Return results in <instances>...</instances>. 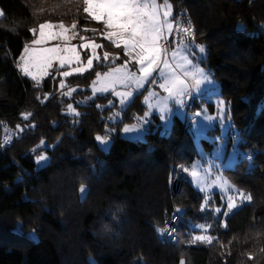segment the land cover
Masks as SVG:
<instances>
[{
    "label": "trees",
    "instance_id": "1",
    "mask_svg": "<svg viewBox=\"0 0 264 264\" xmlns=\"http://www.w3.org/2000/svg\"><path fill=\"white\" fill-rule=\"evenodd\" d=\"M168 2L174 22L190 26L188 41L204 47L199 62L218 82L247 152L249 161L240 159L225 176L252 199L224 219L201 210L203 196L186 178L172 194V168L194 156L185 123L175 118L168 135L148 132L136 142L118 134L133 122L125 112L108 121L109 96L80 101L90 96L96 73L122 58L99 38L102 25L86 17L82 0H0V122L17 132L0 149V264H264V0ZM47 20L76 21L80 36L101 42L98 54L118 60L93 63L63 88L56 71L39 84L22 77L15 64L34 38L29 29ZM72 88L79 90L65 95ZM69 104L79 115L65 114ZM111 129L103 153L94 137ZM41 153L48 162L37 169ZM213 198L221 207L219 195ZM177 209L176 241L162 243L159 230ZM197 225H211V244L193 239Z\"/></svg>",
    "mask_w": 264,
    "mask_h": 264
},
{
    "label": "snow or ice",
    "instance_id": "2",
    "mask_svg": "<svg viewBox=\"0 0 264 264\" xmlns=\"http://www.w3.org/2000/svg\"><path fill=\"white\" fill-rule=\"evenodd\" d=\"M83 13L91 21L97 22L103 26L101 35L108 40L116 48L123 49V55L128 57L124 64L119 67L111 68L109 71L103 73L104 79L101 81V73L97 72V81L101 86L94 88V92L105 93L111 91L112 95L119 98L120 104L125 107L130 103L134 94L144 89L146 84L158 85L166 95L157 99L155 105L150 104L149 109L155 108L159 113L161 121H167L171 115L172 109L169 104H174L180 108L185 107V97L191 98L192 93H199L201 86L206 83H211L209 77L205 74V70L196 66L193 60L189 58L190 53L194 51L189 47L183 38L177 41L180 48L173 50L171 53V61L168 57V49L170 42L168 36H171L174 29L172 18V5L168 0H164L163 4H158L157 0H82ZM163 10V11H162ZM2 14V13H0ZM178 23V22H177ZM76 23L71 25L72 29L76 28ZM54 25L49 22L40 23L38 34L31 40L30 45H25L22 55L18 58L17 68L25 76L31 77L36 81L37 76L41 78L48 74L49 69L53 68L54 61L58 62L61 67L69 64L75 60L80 62L81 56L75 46L61 47L59 45L53 47H44L50 40L65 37L68 29L63 23L58 25L60 31H53ZM92 32H97V29H91ZM188 36L192 35L189 28L180 29ZM29 32L35 34L36 29H29ZM167 33V35H166ZM84 39V37H81ZM83 49H92V54L88 56L87 65L89 68L93 66L94 60H99L96 56L95 50L100 48V44L96 43H83L80 45ZM200 53L205 51L203 46H197ZM110 54L105 52L103 60H109ZM177 57L179 60L177 61ZM129 65L135 67L137 70L129 69ZM74 71L83 72L84 69L76 68ZM71 73L63 71L60 73L63 77H68ZM117 85L125 87L127 90L120 92L116 91ZM69 93H66V95ZM157 93L149 91L148 97H156ZM221 104L225 103L223 101ZM109 105L113 104L112 100L108 101ZM97 107H100L97 105ZM69 110L73 111L74 115H79L73 110V105H68ZM201 112H196L195 117H200ZM31 114L23 115L26 120ZM150 111H145L143 117L138 118L137 123L131 126L125 125L120 131L125 134L139 133L144 130V125L149 123L148 117ZM211 120V117H207ZM200 124V121H196ZM19 128V125L17 126ZM109 131L114 132L115 129L106 130L104 135H96L95 141L101 145L106 146L110 143ZM40 144L43 146L45 142L42 140ZM47 157L40 155L37 157V163L46 162ZM198 165H192L193 170L189 173V168L181 166L182 171L189 173L196 183L201 182V174L195 168ZM205 169V173H207ZM220 179V182L225 185V188H232L237 193L239 199L242 201H250L252 199L250 194L235 188L230 185L226 180ZM218 187V186H217ZM80 192L83 194L86 191L84 184L80 185ZM201 191H204L201 188ZM226 209L223 210V215L227 216L238 205L236 197L233 195L227 196ZM209 200L205 196V201ZM208 207L207 203L201 205V210ZM177 212L180 209L176 210ZM215 213H221L222 209L216 207ZM221 226H225L221 221ZM198 229L202 232H207L211 225H197ZM161 234L164 233L163 229L159 230ZM174 232L175 230L172 229ZM35 233L33 232V235ZM196 241L207 242L211 244L213 237L209 235H196L193 237ZM251 259V257H249ZM183 264V262H181Z\"/></svg>",
    "mask_w": 264,
    "mask_h": 264
},
{
    "label": "rangeland",
    "instance_id": "3",
    "mask_svg": "<svg viewBox=\"0 0 264 264\" xmlns=\"http://www.w3.org/2000/svg\"><path fill=\"white\" fill-rule=\"evenodd\" d=\"M158 4H163L164 0H157ZM169 3V2H168ZM163 11V10H162ZM1 13V10H0ZM173 13V11H172ZM2 14H0V17ZM171 21L174 24V29L173 33L171 36H168V40L170 42V46L168 49V57L169 60L171 61V53L173 50H176L181 47L177 43L178 40L183 38L186 43H189V47L191 49H194L190 53L189 58L193 60V63L198 66L202 67L200 64L199 60L203 58L204 52L200 53L199 49L197 46H202L200 44H197L189 40V36L186 33H183L182 31L177 33L176 30V22H174L173 15L171 18ZM52 23L54 25L53 31H60L58 25L60 23H63L65 27L68 29V31L65 33V37L63 38H58L55 40H50L46 44H44V47H53L56 45H59L61 47L64 46H75L77 51L80 53L81 60L79 63H77L75 60L71 61L69 64L64 65L61 67L58 62L54 61L53 68L49 69L48 74L43 76L41 78L39 75L37 76V80L34 81L31 79V77L25 76L21 73V71L17 68V62L18 59L16 60V68L18 69L19 73L21 74L22 77L28 78L30 81L39 84L44 78H46L52 71H56L57 74L60 78V84L59 87L63 88L65 85V79L67 77H63L60 75L61 72L63 71H68L71 73L69 76L72 75H82L85 72L89 71L91 68L88 67L87 65V59L90 54H92V49H83L80 47L81 44L83 43H96L100 44L101 42H98L97 39L94 38H86L84 36H80L78 34V29L77 26L75 29L71 28V25L73 23H76V21H71L70 23H64V22H59V21H45ZM44 23V22H41ZM40 24V23H39ZM39 24L34 28L36 29L35 35L38 34L39 31ZM77 25V23H76ZM183 28H189V26H185L183 24ZM103 30V26H101V31ZM101 32H98L99 38H102L106 40L101 34ZM167 35V33H166ZM97 36V37H98ZM81 37H84V39H81ZM33 38V39H34ZM108 41V40H106ZM31 42V41H30ZM30 42H28L25 45H30ZM25 47V46H24ZM115 47V46H114ZM116 48V47H115ZM99 49V48H98ZM98 49L95 50L96 56L99 57V60H94L93 63H106V61L103 60V55L98 54ZM122 51V58L121 62H119L117 65L109 67L107 70L104 72L109 71L111 68L114 67H119L120 65L124 64L125 60L128 59V57L123 55V49L122 47L119 48ZM23 50L20 54L22 55ZM19 56V57H20ZM18 57V58H19ZM118 55H110V59H115L114 61L118 60ZM179 60V57H177V61ZM76 68H81L84 69L83 72H76L74 71ZM129 69L136 71L137 69L131 65H129ZM204 69V68H203ZM205 74L209 77V80L211 83H206L201 86V91L199 93H192L191 98L185 97V107L180 108L179 106H176L174 104H169V107L172 109L171 115L169 116V119L167 121H161L159 118V113L155 108H152L151 110L149 109V105H155L157 103V99L161 96L166 95V93L163 92L162 89L158 87V85H151L146 84L144 89H141L138 93L134 94V97L131 99L130 103H128L125 107L122 108L119 98L112 95L111 91L105 92V93H98L94 92L93 89L100 87L101 83L96 82L97 77L95 75L94 80L91 82V84L88 87V90L90 91V96L88 98H85L83 100H80L83 104L86 103L87 100L93 99L95 96H109L113 101L112 105H109L108 102L105 104L106 108L114 106L112 110V116L109 118V122L115 123L117 121H120L122 119V115L125 112V115H129L130 118L133 119L132 123L129 124H124L120 129H122L125 125H133L137 123L138 118L143 117V114L145 111H150V115L148 117V120L150 121L146 125H144V130L139 133H131V134H125L122 133L120 130L118 132L119 136L121 138L125 139H130L134 140L136 142L144 141L145 139V134L148 132H157L158 135L160 136H166L169 134L172 124L174 122L175 118L180 119L183 121V123L187 122V130L189 134L191 135L192 138V143H193V150H194V156L192 161L190 162H185L180 165H177V168H180L182 171L181 166H185L189 168V173L193 170L192 165L195 163L198 165L195 170L201 174V182L196 183L193 181V178L190 176L189 173H184L186 176V181L189 183L190 186H192L195 190L200 192L203 196V203H207L208 207H206V210H209L212 212V214L217 217V215L220 214L222 218H227L231 213H233L235 210L246 204L248 201H242L239 199L238 195L236 192L232 190V188H225V185L220 182V179L222 178L223 180H226L229 184L230 182L227 180L225 176V172L227 170H231L235 168V165L239 162L240 159H247L248 157L246 155V151L242 149L239 146L240 143V137L238 136L237 130L233 127L232 125V120L230 115L227 112V106L225 103L221 104L220 102L223 101L224 99L221 98V93H220V86L217 81H215L207 72L206 69ZM101 73L100 80L102 81L104 79L103 73ZM68 76V77H69ZM79 90V88H72L69 90V94L67 96L69 97L74 91ZM116 91H126L127 89L121 85H117L115 88ZM149 91H154L157 93L156 97H149V99H145V97H148ZM66 95V94H65ZM210 107L214 108V112L210 111ZM70 111L73 113L72 110H69L67 107L66 110L64 111L65 114L70 113ZM196 112H201L200 117H195ZM207 117H211V120H208ZM199 120L200 124H197L196 121ZM186 124V123H185ZM225 139V141H224ZM203 141H206L207 144L211 146H207L206 144L202 143ZM110 143H111V136H110ZM110 143H108L106 146H101L99 145L96 141L95 144L101 150L103 153H106L108 150V147L110 146ZM49 147V146H48ZM50 148V147H49ZM40 155H44L47 157L46 162H41L37 163V157ZM38 156L34 158V163L36 165V168H40L44 166L48 162V156L46 153H41ZM205 169H207V173H205ZM184 172V171H183ZM172 174V173H171ZM171 179V178H170ZM170 183V182H169ZM231 185V184H230ZM218 186V187H217ZM201 188L204 189V191H201ZM85 193V192H84ZM80 192V196L82 197L84 195ZM217 193L220 197V201L222 203V206L220 207L222 209L221 213H215L214 209L218 207L215 205V200L213 198V195ZM228 195H233L236 197V203L237 207L233 209L227 216L223 215V210L226 209V204H227V196ZM205 196L209 197V200L206 202L205 201ZM204 209V210H205ZM178 220V216H177ZM177 224V221H176ZM207 226V225H205ZM209 229V228H208ZM196 234L198 235H207V232H202L200 229L195 227ZM180 261L179 264H181ZM184 264V262H183Z\"/></svg>",
    "mask_w": 264,
    "mask_h": 264
},
{
    "label": "built area",
    "instance_id": "4",
    "mask_svg": "<svg viewBox=\"0 0 264 264\" xmlns=\"http://www.w3.org/2000/svg\"><path fill=\"white\" fill-rule=\"evenodd\" d=\"M179 17H181V15L183 16V12H179ZM178 22V23H177ZM183 24H185V26H189L187 24V22H183L182 19H178L176 21V30L177 33L180 32L178 30L183 28ZM191 36H189L190 38ZM264 61V60H263ZM186 126L189 125L187 124V122H185ZM16 128L12 127L8 124H5L3 122H0V149L3 148H8L13 141L16 138ZM185 172L181 171L180 168L174 167L172 168V174H171V179H170V183H169V189L171 191L172 194H175L176 192H178L186 178ZM177 216H178V212L175 211L174 214L172 216H170L164 223L163 226V230L164 233L160 235V241L162 243H174L176 241V221H177ZM172 229H174L175 231L173 232ZM192 244H194V242H192Z\"/></svg>",
    "mask_w": 264,
    "mask_h": 264
},
{
    "label": "crops",
    "instance_id": "5",
    "mask_svg": "<svg viewBox=\"0 0 264 264\" xmlns=\"http://www.w3.org/2000/svg\"><path fill=\"white\" fill-rule=\"evenodd\" d=\"M212 108V107H211ZM212 112H214V108H212ZM224 141H225V139H224Z\"/></svg>",
    "mask_w": 264,
    "mask_h": 264
}]
</instances>
